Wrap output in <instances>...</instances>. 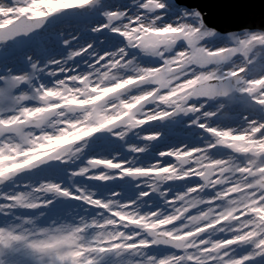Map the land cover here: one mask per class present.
Instances as JSON below:
<instances>
[{"label":"clouds","instance_id":"1","mask_svg":"<svg viewBox=\"0 0 264 264\" xmlns=\"http://www.w3.org/2000/svg\"><path fill=\"white\" fill-rule=\"evenodd\" d=\"M262 6L0 0V264H264Z\"/></svg>","mask_w":264,"mask_h":264},{"label":"water","instance_id":"2","mask_svg":"<svg viewBox=\"0 0 264 264\" xmlns=\"http://www.w3.org/2000/svg\"><path fill=\"white\" fill-rule=\"evenodd\" d=\"M180 4L196 7L203 14L205 23L224 31L237 28L254 7L264 5V0H177ZM264 13V6L256 9L253 19Z\"/></svg>","mask_w":264,"mask_h":264},{"label":"snow or ice","instance_id":"3","mask_svg":"<svg viewBox=\"0 0 264 264\" xmlns=\"http://www.w3.org/2000/svg\"><path fill=\"white\" fill-rule=\"evenodd\" d=\"M202 22H205V21H204V18H203V21H202ZM101 31H104V29H101ZM5 92H6L5 89L0 88V96L5 95ZM189 264H195V262H194V261H189Z\"/></svg>","mask_w":264,"mask_h":264}]
</instances>
